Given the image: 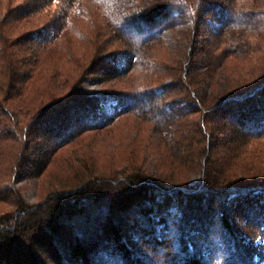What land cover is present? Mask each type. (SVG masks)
<instances>
[{
  "label": "trees",
  "instance_id": "16d2710c",
  "mask_svg": "<svg viewBox=\"0 0 264 264\" xmlns=\"http://www.w3.org/2000/svg\"><path fill=\"white\" fill-rule=\"evenodd\" d=\"M54 1L27 0L9 14L22 8L15 17H24ZM61 1L70 5L76 0ZM89 1L131 47L101 57L95 76L113 80L144 62L139 48L156 40L164 28L193 21L195 34L211 19L204 31L213 39L170 86L89 96L77 85L66 96L31 110L24 102L29 85L41 77L39 58L30 49L15 51V41L4 36L0 23V166L10 160L6 142L16 139L14 133L21 136L15 140L22 146L19 159L35 142V151L28 153L32 158L25 161L38 175L74 137L135 112L146 113L158 127L162 150L157 156L166 175L151 179L127 169L120 175L76 172L72 183L62 184L38 204H28L18 190L0 185V201L14 206L0 213V264H264V204L251 199L264 192V163L249 156L246 161L242 157L243 163L233 159L252 138L264 137V80L239 88L237 77L230 78L232 68L226 69V62L214 55L222 35L230 33L238 45L245 33L264 29V0ZM62 17L29 34L31 40L49 42L63 27ZM229 51L222 50L224 58L231 56ZM49 74L51 81L55 73ZM203 85L213 86L216 95L199 94ZM192 167L202 173L188 184L180 171ZM238 169L246 174L234 181L231 176ZM95 238L102 246L97 262L90 257L95 245L85 243ZM143 239L164 249L162 255L128 248Z\"/></svg>",
  "mask_w": 264,
  "mask_h": 264
},
{
  "label": "rangeland",
  "instance_id": "374dc122",
  "mask_svg": "<svg viewBox=\"0 0 264 264\" xmlns=\"http://www.w3.org/2000/svg\"><path fill=\"white\" fill-rule=\"evenodd\" d=\"M27 3V0H0V23L4 27L2 28L4 36L10 41H15L12 46L15 51L30 49L37 53L39 58L36 65L41 77L36 76L29 85L31 89L26 94L27 98L24 102L31 110L48 103L50 99L56 100L66 96L69 90L77 85L89 96L103 93L123 94L166 84L170 86L174 84L180 69L183 70L184 66L192 67L199 50L213 39L211 34L204 31L207 23L212 22L211 19L197 28L195 34L192 33L195 28L193 21L164 28L156 40L139 48L144 62L138 61L128 73L110 80L106 75L93 74L96 67L100 66L99 59L109 53L123 51L129 45L109 24L107 21L109 19L103 15L98 6L89 0H76L70 5L56 0L24 17H15L16 13L22 12V8H18L14 14H9L11 9L22 7ZM137 3L135 2L134 5ZM58 15H63V27L53 39L47 43H40L37 38L31 40L29 34L41 31ZM240 41L241 43L237 45L230 33L222 35L216 40L214 55L218 56V61L226 62L224 65L226 69L232 68L234 74L230 78L234 80L236 79L234 76L237 77L239 88H246L264 80V29L245 33ZM226 48H230L231 56L224 58L225 55L221 52ZM1 62L0 60V66ZM149 63L152 67L146 65ZM198 63L197 66L204 69L203 64ZM233 68L236 70L234 71ZM49 73H55L51 81ZM222 77L226 78L225 74H222ZM1 79L2 75H0ZM199 94L216 95V92L213 86L203 85L199 89ZM156 128L158 127L154 126V121L149 119L146 113L140 116L135 112L121 115L109 125L97 130L84 131L61 146L38 175L32 172L25 161L27 156L30 157L29 159L32 158L28 153L35 151V142L26 146L22 158L19 159L18 150L21 144L15 140L19 142L21 136L14 133L16 139L10 138L6 142L10 160L0 166L1 188L6 190L12 187L18 190L26 203L38 204L62 184L72 183L74 180L71 177L76 172L77 175L82 173L120 175L123 169L135 172L140 170L146 177L154 179L161 176L164 172L161 169L165 168L157 156V151L162 150V142ZM209 139L211 140V137ZM244 150L240 157L233 159L243 163L242 157L246 161V156H249L254 162L259 159L264 163V137L252 138ZM261 171L264 173V168L260 169ZM201 173L202 168L197 167L180 171V175L188 184L197 182ZM245 174L246 172L238 169L231 177L237 181ZM237 198L239 197L233 199ZM251 199L264 204V192L253 194ZM13 207L10 202L0 201V213L10 211ZM130 236L133 237L132 231L127 234L128 241ZM92 240L91 242L89 239L85 243L89 246L95 245L90 257L92 261L97 262L100 261L98 254L100 255L102 246L96 238ZM141 241L129 242L131 244L128 248L138 251L137 248L140 247L146 252H151L155 257L161 256L164 252V249H158L156 246L150 247L149 242H145L144 239Z\"/></svg>",
  "mask_w": 264,
  "mask_h": 264
}]
</instances>
